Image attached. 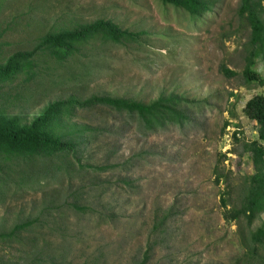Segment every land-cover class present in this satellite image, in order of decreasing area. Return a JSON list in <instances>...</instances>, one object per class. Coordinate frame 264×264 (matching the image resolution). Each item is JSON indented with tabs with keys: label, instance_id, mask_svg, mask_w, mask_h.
Returning <instances> with one entry per match:
<instances>
[{
	"label": "rangeland",
	"instance_id": "obj_1",
	"mask_svg": "<svg viewBox=\"0 0 264 264\" xmlns=\"http://www.w3.org/2000/svg\"><path fill=\"white\" fill-rule=\"evenodd\" d=\"M213 1L212 13L194 22L160 0L1 2L0 64L51 30L97 20L137 37L91 42L62 66L37 58L32 80L18 75L0 87V112L28 125L69 97L150 103L174 95L186 101L190 119L146 130L136 117L106 107L77 111L72 122L88 127L91 139L80 162L69 159L74 173L0 184V234L36 221L0 236V264H233L242 255L237 225L224 221L220 200L231 186V207L241 177L253 174L242 144L258 139V126L242 110L264 96V84L242 76L250 33L237 13L240 0ZM221 66L236 76H223ZM252 71L264 81L261 56ZM261 223L264 212L253 229Z\"/></svg>",
	"mask_w": 264,
	"mask_h": 264
},
{
	"label": "trees",
	"instance_id": "obj_2",
	"mask_svg": "<svg viewBox=\"0 0 264 264\" xmlns=\"http://www.w3.org/2000/svg\"><path fill=\"white\" fill-rule=\"evenodd\" d=\"M3 1L0 0V5ZM160 2L185 13L193 22L209 16L216 5L213 0ZM237 13L250 33L245 50L243 79L245 83L257 82L263 85L264 81L254 74L252 68L259 56L264 59V0H240ZM136 37V34L122 30L106 20L77 25L71 29L51 30L41 36L31 50L16 52L0 64V87L11 84L18 75H23L25 80H32L35 77L34 69L37 68L35 61L39 57L51 58L62 66L75 59L80 50L91 42L121 45L136 42ZM219 70L227 78L236 76V73L225 66H221ZM185 102L174 95L161 96L150 103L98 95L86 99L69 97L48 104L28 125L21 124L19 117L0 112V172L7 171L4 174L6 178L0 179V184H8L15 178L19 185L24 186L46 179L50 174L61 170L68 174L74 173L69 159L80 162L84 145L91 139L88 127L72 122L77 111L106 107L136 117L146 130H155L170 125H185L190 119L184 108ZM242 111L258 126V139L242 144V152L249 156L253 174L241 177L239 195L231 207V186H227L228 190L222 193L220 204L224 221L235 223L241 237L243 253L233 264H264V223L253 229L254 223L264 212V96L252 97ZM17 162L24 166L20 169ZM214 175L215 183H218L221 175L217 166L214 168ZM71 207L78 211L84 210L75 203ZM35 222L28 220L16 225L10 233L0 236L11 238L17 232L32 227ZM162 227L163 221L154 226V231H159Z\"/></svg>",
	"mask_w": 264,
	"mask_h": 264
}]
</instances>
